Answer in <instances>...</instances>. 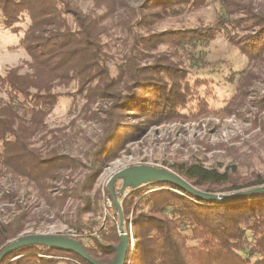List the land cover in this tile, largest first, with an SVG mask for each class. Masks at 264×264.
<instances>
[{
    "label": "trees",
    "instance_id": "1",
    "mask_svg": "<svg viewBox=\"0 0 264 264\" xmlns=\"http://www.w3.org/2000/svg\"><path fill=\"white\" fill-rule=\"evenodd\" d=\"M92 1L96 8L106 6L108 11H112L117 0ZM206 3L207 0H142L137 8L128 6L132 18L129 17L127 23L149 28L166 17L184 10H198ZM222 5L223 16L213 26L166 30L153 33L146 39L134 34L131 52L153 49L156 45L205 46L214 41L219 33H224L235 44L231 32L239 29L241 24L239 26L235 18H230L233 7L229 10L225 0ZM241 11L245 15L250 13L245 9ZM250 15L251 23L257 25L259 32L248 42L238 43V49L248 58L261 59L264 56V14ZM0 16V24L11 34L23 32L18 43L30 58L31 70L20 73V68L15 67L0 74V93L6 99L0 101V167L42 190L43 197L52 205L49 194L45 195L47 182L60 179L64 171L75 170L80 162L56 151L43 156L32 147L31 139L42 131L45 118L65 95L55 92L56 86L66 87L76 80L79 88L84 89L94 81L98 87H103L109 80L104 52L98 39V18L83 14L69 0H0ZM25 17L28 23L23 31L19 24ZM127 64L131 71L130 85L138 92L129 94L126 99L130 104L123 105H134L144 118L162 122L197 118L213 112L207 101L197 95V89L206 84L205 81L195 80L191 84L185 80V73L180 74L176 69L159 65V62L140 67L129 57ZM194 98L196 105L191 108L189 103ZM112 126L110 120L104 121L99 144L89 157V162L95 166L103 163L113 146V137H117ZM120 139L121 142L125 141L124 136L117 140ZM121 142H116V145ZM171 169L192 187L203 188V192L213 194L224 193L218 188L226 184H233L226 194L263 184L258 178L256 182L239 187L227 172L208 169L200 163L175 164ZM94 177L95 173H91L75 188L66 186L58 198L60 207L70 196L81 199L74 217V227L79 233L90 231L97 225L89 220L91 223L87 227L81 219L84 213L97 215V203L78 195L79 191L92 188ZM65 183L67 185L68 182ZM152 187L159 189L146 192ZM120 188L121 184L119 188L114 184L123 215V228L128 233L131 215L133 238L132 244L128 245L125 264H264V192L206 201L167 181H152L127 188L125 196L119 193ZM12 197L13 193H4L0 202L12 203ZM15 206L18 212L9 220L0 219V251L25 235L22 232L26 214L20 203L16 202ZM106 225L108 234L100 233L103 243L95 238L89 245L78 241L87 254L99 263L112 261L115 252L111 242L119 241L116 226L110 223ZM187 232L189 234H184ZM104 240L109 241L108 244ZM59 256L69 257L78 264H90L72 252L41 245H29L12 251L0 264H58ZM69 264L76 263L70 261Z\"/></svg>",
    "mask_w": 264,
    "mask_h": 264
},
{
    "label": "rangeland",
    "instance_id": "2",
    "mask_svg": "<svg viewBox=\"0 0 264 264\" xmlns=\"http://www.w3.org/2000/svg\"><path fill=\"white\" fill-rule=\"evenodd\" d=\"M69 1L83 14L97 16L100 28L98 39L104 52L109 80L103 87H98L94 81L88 87L84 86V89L79 88L80 84L76 80L66 87H55V92L65 95L45 118V127L31 139V145L43 156L56 151L77 159L80 165L73 171L62 172L60 179L47 182L45 195L49 194L52 205L47 203L42 190L21 177L10 175L0 167V198L4 193L14 194L12 203L0 202V219L7 221L17 213V202L22 205L26 214L22 232L25 235L22 236L61 235L89 245L92 238L102 242L100 233L108 234V223L116 226L118 234V213L113 204L111 213L115 219L110 220V215L104 214L103 200L109 195L107 186L110 178L127 167L152 165L172 170L171 166L175 164L200 163L208 169L227 172L239 187L256 182L258 178H261V186H264V56L261 59H251L238 49V43L245 40L248 42L259 32L257 25L251 23L253 21L250 14H264V0H225L229 4V10L233 7L230 18H235L239 26L241 24L239 29L231 32L236 45L224 33H219L214 41L205 46L156 45L153 49H140L138 53L131 52L134 34L146 39L153 33L166 30L213 26L223 16L224 0H207L198 10L181 11L149 28L127 23L129 17L132 18L129 7L137 8L142 0H121L122 4L117 0L112 11H108L106 6L96 8L92 0ZM242 9L250 13L245 15ZM27 23L28 19L25 17L19 24L23 31ZM22 35L23 32L19 35L11 34L0 24L1 75L15 67L20 68V73L31 71L30 58L18 43ZM129 57L140 67L159 62V65L176 69L180 74L185 73V80L191 84L195 80L205 81L206 84L197 89V95L207 101L213 112L197 118L156 122L144 118L135 110L134 105L125 107L124 105L130 104L126 99L128 95L138 92L130 85L131 71L127 64ZM2 100L6 99L0 93V101ZM195 105L194 98L189 107L194 108ZM109 120L117 137H113V146L103 163L95 166L89 162V157L99 144L104 121ZM123 136L125 141L117 140ZM116 142L121 143L116 145ZM91 173H95L92 188L79 191L78 195L89 198L91 203H97V215L84 213L81 216L87 227L91 223L89 220L97 225L90 231L79 233L74 227V217L81 199L70 196L63 207H60L58 198L66 186L75 188ZM65 181L68 182L67 185ZM116 184L119 188L121 181L118 180ZM232 185L219 186L218 190L224 191L220 194L230 192ZM254 187L258 186L239 191ZM155 189L159 188L152 187L146 192ZM196 189L203 191V188ZM126 194L127 191L124 196ZM118 202L120 205V201ZM130 218L131 215L128 233L123 228V233L128 237ZM104 242L108 244L109 241ZM118 242L111 244L116 246ZM188 242L194 244L191 240ZM129 244H132L130 237ZM57 259L61 261L58 264H69L70 261L78 264L66 256H59ZM254 260L255 257L252 258Z\"/></svg>",
    "mask_w": 264,
    "mask_h": 264
},
{
    "label": "water",
    "instance_id": "3",
    "mask_svg": "<svg viewBox=\"0 0 264 264\" xmlns=\"http://www.w3.org/2000/svg\"><path fill=\"white\" fill-rule=\"evenodd\" d=\"M118 180L121 181V188L119 191L120 194H124V191L127 188H134L152 181L170 182L179 187L180 189L193 194L199 199L206 201H219L221 199H227L233 196H243L264 192V186H258L249 190L238 191L233 194L207 193L192 187L188 182L183 180L180 176H178L176 173L172 172L169 169L152 165L130 166L115 173L110 178L107 186L110 199L112 200L115 210L118 213L117 228L119 234V242L116 246L113 247L115 257L112 262L99 263L95 261L87 254L81 244H79L76 240L72 238L61 235L43 234L26 235L13 240L0 251V262L4 259L5 256H7L12 251L29 245H41L48 248L72 252L81 257L83 260L89 262L90 264H125L126 253L129 245V237L128 235L123 233V215L114 190V184Z\"/></svg>",
    "mask_w": 264,
    "mask_h": 264
},
{
    "label": "built area",
    "instance_id": "4",
    "mask_svg": "<svg viewBox=\"0 0 264 264\" xmlns=\"http://www.w3.org/2000/svg\"><path fill=\"white\" fill-rule=\"evenodd\" d=\"M113 203L111 201V199L106 196L103 200V211H104V214H107V215H110V220H114L115 218L112 216V211H113ZM131 227V225H130ZM132 234H131V229H129V237H130V242L132 243L133 240H132Z\"/></svg>",
    "mask_w": 264,
    "mask_h": 264
}]
</instances>
